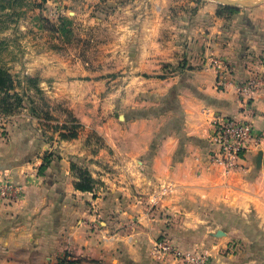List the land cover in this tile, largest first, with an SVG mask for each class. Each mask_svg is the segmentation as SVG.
Here are the masks:
<instances>
[{
    "label": "crops",
    "instance_id": "0c3cea01",
    "mask_svg": "<svg viewBox=\"0 0 264 264\" xmlns=\"http://www.w3.org/2000/svg\"><path fill=\"white\" fill-rule=\"evenodd\" d=\"M125 5L99 16L104 53L93 68L80 62L74 85L75 114L105 141L95 162L80 141L51 147L25 126L0 138V187L17 190L0 205V264H264V88L248 113L238 96L264 78V4ZM214 59L230 68L223 88ZM221 118L260 139L233 170L214 160ZM81 162L90 192L76 189ZM159 241L170 253L154 252Z\"/></svg>",
    "mask_w": 264,
    "mask_h": 264
},
{
    "label": "rangeland",
    "instance_id": "374dc122",
    "mask_svg": "<svg viewBox=\"0 0 264 264\" xmlns=\"http://www.w3.org/2000/svg\"><path fill=\"white\" fill-rule=\"evenodd\" d=\"M126 2L0 0V69L13 84L9 94L22 100L12 113H0V138L7 139L10 126H25L37 134L40 144L58 148L62 142L80 141L86 157H92L88 161L95 162L105 141L75 114L72 100L77 99L78 87L74 85L80 65L93 68L104 53L110 23L99 16L122 14ZM78 167L92 177L84 163ZM73 174L80 177L79 171Z\"/></svg>",
    "mask_w": 264,
    "mask_h": 264
},
{
    "label": "built area",
    "instance_id": "2783aa9c",
    "mask_svg": "<svg viewBox=\"0 0 264 264\" xmlns=\"http://www.w3.org/2000/svg\"><path fill=\"white\" fill-rule=\"evenodd\" d=\"M212 64L218 72V87H225L227 85L226 76L230 73L229 66L217 59L212 60ZM261 88H264V78L251 80L238 88V96L240 97L242 108L246 113L251 112V102L254 100V94ZM211 141L217 148L214 160L227 170L239 167V163L250 150V147L260 144V139L254 136L253 128L249 122L233 118L216 120L215 131ZM16 198L17 190L14 184L6 178L0 187V205L13 201ZM154 252L157 255L170 253L165 241L157 242Z\"/></svg>",
    "mask_w": 264,
    "mask_h": 264
},
{
    "label": "trees",
    "instance_id": "16d2710c",
    "mask_svg": "<svg viewBox=\"0 0 264 264\" xmlns=\"http://www.w3.org/2000/svg\"><path fill=\"white\" fill-rule=\"evenodd\" d=\"M228 13L236 12V9H224ZM8 75L2 72L0 69V93L3 97L0 98V113H12L15 108L22 105V100L17 95L11 96L9 92L13 88V84L8 82ZM31 82L32 80L29 79ZM66 136H63L65 138ZM52 155H48L44 158V165L41 170H44L49 164ZM72 171H79L80 177H78V182L76 183V189L81 192H90L93 190L94 186L97 184L91 176L88 175L83 169H80L77 165L72 166Z\"/></svg>",
    "mask_w": 264,
    "mask_h": 264
},
{
    "label": "water",
    "instance_id": "95a60500",
    "mask_svg": "<svg viewBox=\"0 0 264 264\" xmlns=\"http://www.w3.org/2000/svg\"><path fill=\"white\" fill-rule=\"evenodd\" d=\"M229 8H253L264 3V0H207Z\"/></svg>",
    "mask_w": 264,
    "mask_h": 264
}]
</instances>
